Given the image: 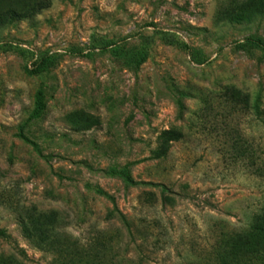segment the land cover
Masks as SVG:
<instances>
[{
  "label": "rangeland",
  "instance_id": "rangeland-1",
  "mask_svg": "<svg viewBox=\"0 0 264 264\" xmlns=\"http://www.w3.org/2000/svg\"><path fill=\"white\" fill-rule=\"evenodd\" d=\"M263 210L264 0H0V264H264Z\"/></svg>",
  "mask_w": 264,
  "mask_h": 264
},
{
  "label": "trees",
  "instance_id": "trees-1",
  "mask_svg": "<svg viewBox=\"0 0 264 264\" xmlns=\"http://www.w3.org/2000/svg\"><path fill=\"white\" fill-rule=\"evenodd\" d=\"M262 215L260 217L257 218V220L249 227V229L246 231V235L244 234L239 240H237L236 242H240L243 241V239L245 238L246 240L243 242L246 245H250L252 243V241H255L256 243H260L258 245H256L255 243V249H257L258 247H263V241L259 240L261 237H264V210L261 213ZM261 250V249H259Z\"/></svg>",
  "mask_w": 264,
  "mask_h": 264
}]
</instances>
